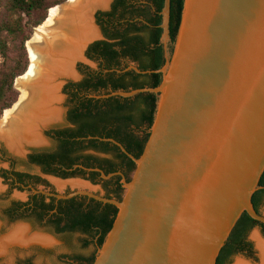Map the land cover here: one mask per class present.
<instances>
[{"label":"water","instance_id":"95a60500","mask_svg":"<svg viewBox=\"0 0 264 264\" xmlns=\"http://www.w3.org/2000/svg\"><path fill=\"white\" fill-rule=\"evenodd\" d=\"M112 1L93 12L96 26V13L108 11ZM170 11L171 0H166V64L156 71L143 72L135 65L126 69L160 72L162 83L93 95H159L139 158L114 139H105L118 144L137 165L131 180L123 179L122 200L82 188L67 194L33 188L57 199L85 195L118 208L93 264H217L244 212L264 223V215L252 203L264 173V0H185L171 56L166 47L172 39ZM97 28L99 39L87 43L83 58L91 43L104 39ZM65 78L59 79L58 104L64 100ZM53 123L42 126L44 138ZM86 170L99 171L106 179L114 175Z\"/></svg>","mask_w":264,"mask_h":264},{"label":"trees","instance_id":"16d2710c","mask_svg":"<svg viewBox=\"0 0 264 264\" xmlns=\"http://www.w3.org/2000/svg\"><path fill=\"white\" fill-rule=\"evenodd\" d=\"M66 1L68 0H0V55L4 58L0 66V117L19 99L20 93L15 88V81L28 70L30 59L26 43L31 39L34 28L47 19L50 9ZM165 1L154 0V15L144 13L140 7L136 8L137 4L131 0H116L111 12L97 15L98 23L108 40L97 41L89 47L88 55L99 61V70L87 73L81 82L69 86L75 89L70 93L68 113L69 120L75 127L58 130L56 149L31 155L33 162L43 165L47 172L61 178L96 179L99 176H86V168H104L108 174L125 163L129 166L128 173L135 171L136 162L118 144L105 139H114L139 158L155 121L159 95L140 93L135 97L108 98H96L93 95H100L104 91L109 93L155 88L162 83V73L126 71L123 61L137 63L139 70L143 72L159 70L166 64V52L162 43V11ZM184 2L185 0H171L170 35L174 42L181 25ZM140 15H144L147 20L141 27L134 22V18ZM145 128L146 131L143 132ZM88 150L112 154V157L101 158L86 153ZM35 179L38 183L41 182L40 179ZM128 180H131L130 177ZM259 186L261 188L254 193L252 203L260 213L259 205L264 198V173ZM114 195L122 200L123 189H118ZM93 204L96 207H84L77 198L60 200L58 212L52 214L55 219L51 222L57 225V232H79L99 238L100 248L112 229L119 210L110 204L95 201ZM101 206L105 212L99 214L97 207ZM54 208V202H42L41 205H35L32 215L42 222ZM109 213L113 215L112 218ZM63 219L67 224L62 228L60 223ZM259 224L264 226L244 212L221 249L217 264H228L231 257L238 253L252 256L253 245L247 237ZM89 245V241L83 240L84 247ZM73 257L84 259L79 254H74ZM96 257L91 259L90 264L95 262Z\"/></svg>","mask_w":264,"mask_h":264},{"label":"bare ground","instance_id":"6f19581e","mask_svg":"<svg viewBox=\"0 0 264 264\" xmlns=\"http://www.w3.org/2000/svg\"><path fill=\"white\" fill-rule=\"evenodd\" d=\"M108 1L69 0L53 7L27 42L30 68L15 82L20 97L0 119V139L16 152H21L26 144H41L42 126L59 118L61 111L56 106L61 100L59 79L74 75V62L83 57L87 43L98 36L93 12L106 6ZM57 184L63 186L64 183ZM27 232L26 227L17 226L7 236L0 235V254L9 245L23 246L27 240L44 245L52 242L49 237L38 234L27 238ZM253 238L261 252V264H264V241L258 233H254ZM236 264L249 263L238 259Z\"/></svg>","mask_w":264,"mask_h":264},{"label":"flooded vegetation","instance_id":"af4514ba","mask_svg":"<svg viewBox=\"0 0 264 264\" xmlns=\"http://www.w3.org/2000/svg\"><path fill=\"white\" fill-rule=\"evenodd\" d=\"M115 1L116 0L112 1L110 9L108 11H99L95 15L96 24L99 27L100 32L104 36V39L97 40V41H107L108 40L102 26L98 23L97 15L101 12H105V13L111 12L113 9V4L115 3ZM131 1L135 2L137 4L136 8H139V7L142 8V10H144V13L154 15V13L156 11L155 5H154V0H131ZM134 19H135L134 22H136L137 26H140V27L147 23L146 17L144 15H140L138 17H135ZM97 41H95V42H97ZM95 42H93V43H95ZM93 43H91L89 45V47ZM89 47L87 48V50L85 52L84 58H86L87 60H90V61H96L98 63V66H100L99 61L89 57V55H88ZM123 63H124L123 65L126 68L130 67L131 65H135L138 67L137 63L130 62L129 60L123 61ZM78 64L79 63H77V66H76V71L80 76L78 82L73 81V79L67 80L64 83V88H63V92H62L64 95V101L65 100L67 101V103H66V101L64 102L65 105L63 104V107L65 108V114H66V124L63 127H52L45 132V136L47 139L50 140L52 138L55 140V143H56L55 147L51 148V149L50 148L33 149V151L27 155L29 165L39 168L40 172L39 173H33L29 170H18L17 166H16L17 163H16L15 159L3 158L5 160V162L8 163V167L7 168H0V178L2 179V185L5 186V192H6L7 199H5L4 206H1L3 208L2 212L4 213V217L2 218L0 216V224H1L0 235L2 234V232L6 228L7 229L15 228L17 226V224H19V223L30 226L31 228L34 225H39L40 227H45V228L50 229V231L55 233L56 235H62L65 233H69V234L76 233V232H57V230H56L57 225L55 223L51 222L52 220L55 219L52 214L58 212L59 201L60 200H69V199H57L54 196H48V195H45L42 193H35L33 188L37 189V190L43 189V190L49 191L51 193H58L54 189H50L48 186L44 185V184H46V180L43 178V176H54V177H57V178H60L63 180H65V179H80V180H84V181L89 182L91 185H100L101 188H103L105 190V193L103 195L101 193H99L98 191H92V192L96 193L97 195H101L103 197H106V198H112V199L118 200V198L114 195L118 189H123V196L125 194L126 189H125V186L123 183V179L125 178L127 181H129L128 180L129 177L133 174V172L128 173V167L129 166L126 163L122 167L117 168L116 171L108 173V174L105 172L104 168L102 169L99 167H94V169L102 170L106 175L114 174L112 177H110L108 179L103 178L102 174L99 171H95V172L87 171V173H86V176H99L96 179H89L87 177L86 178H84V177L61 178L56 174L47 172L43 165L33 162L30 158L31 155L54 151L58 145V141L56 138V132L60 129L75 127V125L72 124L71 121L69 120V115H68V113L70 111V106H69V100L71 99L70 93L72 91H75V89H73V87H69V86L81 82L86 77L87 73L92 72V70H86V71H83L84 73H81ZM97 70H99V67ZM97 70H95V71H97ZM131 70H133V69H131ZM131 70H126V71H131ZM104 92H102V93H104ZM94 95H97V94H94ZM66 107H68V108H66ZM144 131H146V128L143 130V132ZM143 132H142V134H143ZM86 153H90V154H93L96 156H100L101 158L112 157V154H105V153L97 152L94 150H88ZM77 168H79V167H77ZM93 173H95L97 175H93ZM33 176L35 178L40 179L41 182L38 183ZM130 179H131V177H130ZM41 186L43 188H41ZM15 191L21 192V193L26 192L27 195L25 196V200L17 199L16 197L12 198L11 196H12L13 192H15ZM67 193H69V192H67ZM67 193H63V194H67ZM123 196H122V198H123ZM74 198H77L78 202L83 204L84 207H96V205L93 204V201L100 202L103 204H109V203H104V202L99 201L95 198H91V197L85 196V195L77 196ZM71 199H73V198H71ZM263 201H264V198L260 202L259 211H260V208H261ZM42 202H44L46 204H51L54 202L55 208L53 211H51V214L41 222L36 218L35 215L34 216L32 215V212H33L35 205L36 204L41 205ZM110 205H112V204H110ZM103 206L97 207V212L99 214H102L105 212V209ZM113 206H115V205H113ZM260 213H261V211H260ZM109 215H110L109 217H111V218L113 217V215L111 213H109ZM66 224H67V222L63 219V221L60 223V227L63 228L66 226ZM258 227H259L260 233L262 234V236H264V226L259 224ZM77 233H79V232H77ZM81 235L85 237L84 240L90 242V245H94L95 250L92 254L87 255V256L79 254V255L84 256L83 260H78V259H75L73 257V255H68L67 257H65L67 259L68 264H90L91 259L93 257H96V255H97V252L99 249V245H98V239L99 238H96V237L93 238L91 236H87L84 234H81ZM243 254H245L248 257V255L246 253H243ZM29 262H31V261H27V263H29Z\"/></svg>","mask_w":264,"mask_h":264},{"label":"rangeland","instance_id":"374dc122","mask_svg":"<svg viewBox=\"0 0 264 264\" xmlns=\"http://www.w3.org/2000/svg\"><path fill=\"white\" fill-rule=\"evenodd\" d=\"M38 27L34 28L32 37ZM96 39H99V38H96ZM175 43L176 41L174 42L172 39H169L166 42L167 52L169 56L172 55L175 49ZM26 46H27V43H26ZM3 62H4V58L0 55V66L2 65ZM76 63H79L78 65H79V69L81 73H84L83 71H86V70L95 71L99 67L96 61H90L83 57L78 59ZM79 78L80 76L75 70L73 76H68V78H65L64 80L63 79L62 80H63V83H65L69 79H73V81L78 82ZM15 88L17 89L16 86ZM101 94H105V92ZM63 101L64 100H62V103H59L56 105L57 107L61 109V113H64L63 117L61 118L59 116V118L56 119V121H54L53 127H63L66 124V114H65V108L63 107V104H64ZM3 115L0 117V119L3 117ZM0 141L2 142L0 145V168L8 167V163L5 162L3 158H11V159H15L18 170H29L33 173L40 172L39 168L30 166L28 163L27 155L33 151V148L31 149V147L29 146L30 144L24 145L21 152H16L15 150L12 149V147L5 140L0 139ZM3 141L6 142V144L3 143ZM55 145L56 143L54 139L51 138L49 140L47 138H44L43 136H42L41 144H34L35 147L50 148V149L54 148ZM132 175L130 177H132ZM43 178L46 180V184L44 185L48 186L50 189H54L58 193H67V192H70L72 190L79 189V188L89 189L91 191H98L102 195L105 193V190L101 188L100 185H91L89 182L79 180V179L63 180V179H60L54 176H43ZM58 182L64 183L63 186H59L57 184ZM73 182H77L83 185H75ZM41 188L43 187L41 186ZM26 195H27L26 192L21 193V192L15 191L13 192L11 197L12 198L16 197L17 199L25 200ZM5 199H7L6 192H5V186L2 185V179L0 178V216L2 218L4 217V213L2 212L3 208L1 206H4ZM260 211H261V214L264 215V201L261 205ZM17 226H24L28 229L27 238L38 234V235L49 237L52 242L50 244L44 245L41 242H38L36 240L35 241L27 240V242H25L23 246L14 245L6 253H3L2 255L0 254V264H18L20 262L26 263L27 261H31L33 264H68L67 259L65 258L68 255L82 254V255L87 256V255L92 254L95 250L94 245H89L87 247L83 246V240L85 237L82 236L80 233H74V234L65 233L62 235H56L55 233L51 232L50 229L45 228V227H40L39 225H34L31 228L30 226L19 223L17 224ZM13 229L14 228H11V229L6 228L2 232L1 237H5L8 234H10ZM254 233H258L259 236L264 241V236H262V234L260 233L258 226L254 227L249 232L247 238L249 242L252 243L253 245V255L247 257L243 253L235 254L234 256L231 257L228 264H236V261L238 259H241L249 264H261V258H260L261 252L256 244L255 239L253 238ZM25 244H28V245H25Z\"/></svg>","mask_w":264,"mask_h":264}]
</instances>
